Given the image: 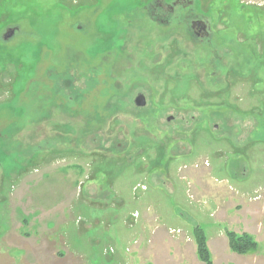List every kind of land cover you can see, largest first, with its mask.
Returning <instances> with one entry per match:
<instances>
[{
  "label": "rangeland",
  "instance_id": "rangeland-1",
  "mask_svg": "<svg viewBox=\"0 0 264 264\" xmlns=\"http://www.w3.org/2000/svg\"><path fill=\"white\" fill-rule=\"evenodd\" d=\"M159 1L0 0V264H264V0Z\"/></svg>",
  "mask_w": 264,
  "mask_h": 264
},
{
  "label": "trees",
  "instance_id": "trees-1",
  "mask_svg": "<svg viewBox=\"0 0 264 264\" xmlns=\"http://www.w3.org/2000/svg\"><path fill=\"white\" fill-rule=\"evenodd\" d=\"M194 236L197 243L198 256L205 264H213L212 256L207 244V235L202 226L194 228ZM229 246L232 251L239 254H246L257 250V242L247 232L238 233L233 230L227 231Z\"/></svg>",
  "mask_w": 264,
  "mask_h": 264
},
{
  "label": "flooded vegetation",
  "instance_id": "flooded-vegetation-1",
  "mask_svg": "<svg viewBox=\"0 0 264 264\" xmlns=\"http://www.w3.org/2000/svg\"><path fill=\"white\" fill-rule=\"evenodd\" d=\"M193 2L194 0H173L172 3L165 6L159 1V5L156 8L157 12L154 13L155 17L158 20L165 21L166 15L173 13L176 8H181V15L186 28L201 39L209 38L212 30L211 22L205 16L193 15V11L190 10ZM162 10L166 11V13H163Z\"/></svg>",
  "mask_w": 264,
  "mask_h": 264
},
{
  "label": "water",
  "instance_id": "water-1",
  "mask_svg": "<svg viewBox=\"0 0 264 264\" xmlns=\"http://www.w3.org/2000/svg\"><path fill=\"white\" fill-rule=\"evenodd\" d=\"M14 33H15V30L14 29L13 30H10L9 33L8 34H5L4 37L7 38L9 35H12ZM135 102H136V104L138 106H145L146 105V98L143 95H139V96H137Z\"/></svg>",
  "mask_w": 264,
  "mask_h": 264
}]
</instances>
